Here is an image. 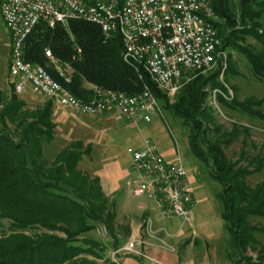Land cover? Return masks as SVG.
Listing matches in <instances>:
<instances>
[{
    "label": "rangeland",
    "instance_id": "rangeland-1",
    "mask_svg": "<svg viewBox=\"0 0 264 264\" xmlns=\"http://www.w3.org/2000/svg\"><path fill=\"white\" fill-rule=\"evenodd\" d=\"M226 2L237 25L222 26L221 53L209 67L191 74V80L198 79L205 94L202 110L196 113L204 122L203 137L198 136L197 142L204 156L211 159L210 163L194 154L189 142L191 127L174 113L181 91L160 100L159 111L150 122L129 121L115 107L94 115L53 103L52 120L56 128L54 138L44 141L43 160L50 166L60 151L78 148L81 151L78 169L99 178L109 208L115 213L111 222L115 237L110 235L106 223H95L94 229L83 233L78 243H82L81 238H91L98 245L83 243L88 249L76 260L84 258L96 264L110 260L121 264H233V249L228 245L229 235L222 216L223 204L218 197L222 185L211 174L216 168L207 143H220L227 159L237 163L236 169L252 172L245 179L251 187L264 181V168L258 171L259 163H254L261 158L264 166V76L255 72L249 60L250 56H260L264 62V44L256 36L258 33L264 38V16L253 19V10L263 11L264 0H247L249 5L245 4L244 8V0ZM244 9L249 12L246 16ZM10 58V33L0 11V110L13 96L25 103L26 110L43 107L51 99L34 92L31 86H25L23 92L16 91V79L9 73ZM65 70L68 72L70 68L67 66ZM146 138L166 161L181 160L196 201L191 221L167 216L155 202L131 193L132 150L141 147ZM141 203L145 210L140 209ZM250 221L258 228L247 257L258 261L259 254L264 255V217H252ZM130 223L134 229L143 223L140 237L133 240H141L140 250L145 257L113 255L130 241L125 242L130 237ZM3 224L5 232L10 233L7 222ZM44 231L33 228L25 233ZM56 233L65 237L61 231Z\"/></svg>",
    "mask_w": 264,
    "mask_h": 264
},
{
    "label": "trees",
    "instance_id": "trees-1",
    "mask_svg": "<svg viewBox=\"0 0 264 264\" xmlns=\"http://www.w3.org/2000/svg\"><path fill=\"white\" fill-rule=\"evenodd\" d=\"M213 3L215 25L222 39V26L235 27L237 20L226 0H213ZM245 4L249 5L247 0L243 8ZM243 12L244 16L249 13L245 9ZM253 12V19L264 16V9ZM256 36L264 44L263 36L258 33ZM46 49L64 70L67 66L72 70L69 82L59 75ZM23 56L25 61L46 68L83 100L92 98L91 85L131 96L148 87L159 101L167 97L148 72L124 59L119 33L106 39L100 25L86 20L72 19L54 27L38 23L24 41ZM249 60L255 72L264 76L263 59L250 56ZM194 80L179 90L174 113L191 127L189 142L194 154L210 163L211 159L204 156L197 142L198 136L203 137L204 122L196 113L202 110L205 94L199 80ZM4 106L0 110V264H96L84 258L76 259L87 251L84 244L98 245L91 238H81L82 243H78L83 233L94 229L95 223H106L110 235L115 237L111 224L115 213L109 208L99 178L78 169L81 151L75 147L60 151L50 166L43 160L44 141L54 138L56 128L52 100L30 111L13 96ZM207 146L216 168L211 174L222 185L218 197L223 204L222 216L229 235L228 245L233 249V264H264L263 254H259L258 261L247 257L258 228L250 220L264 217V181L251 187L245 179L252 172L236 169L237 163L227 159L220 143H207ZM255 162L259 163L258 171L264 168L263 159L257 158ZM4 221L10 233L5 232ZM33 228L46 231L25 233ZM106 264L121 263L110 260Z\"/></svg>",
    "mask_w": 264,
    "mask_h": 264
},
{
    "label": "built area",
    "instance_id": "built-area-1",
    "mask_svg": "<svg viewBox=\"0 0 264 264\" xmlns=\"http://www.w3.org/2000/svg\"><path fill=\"white\" fill-rule=\"evenodd\" d=\"M0 11L10 33L9 73L16 79V91L23 92L29 85L58 107L87 114L96 115L115 107L129 121L150 122L159 111V100L148 87L131 96L97 85H91V99L76 97L46 68L25 61L24 41L38 23L54 27L82 19L100 25L106 39L119 33L124 59L148 72L170 96L191 80L194 71L209 67L221 53L213 0H0ZM46 54L59 75L69 82L72 70H64L49 49ZM132 154L133 196L155 202L167 216L191 221L196 201L181 160L166 161L148 138ZM141 244V240L132 239L113 255L145 257Z\"/></svg>",
    "mask_w": 264,
    "mask_h": 264
},
{
    "label": "crops",
    "instance_id": "crops-1",
    "mask_svg": "<svg viewBox=\"0 0 264 264\" xmlns=\"http://www.w3.org/2000/svg\"><path fill=\"white\" fill-rule=\"evenodd\" d=\"M10 62V61H9ZM54 103V102H53ZM147 200V199H146ZM148 201H150V200H148ZM139 207H140V209H143V210H145L146 209V207H145V205H144V203H141V204H139ZM162 210V209H161ZM146 212V211H145ZM149 215V214H148ZM145 221V220H144ZM149 221H150V223H149ZM145 223V222H144ZM148 223L150 224V227L152 228V220H151V217H150V215H149V217H148ZM142 225H143V223H140L135 229H134V227H133V225H132V223H130V229H129V234H130V237H127V239H126V241L125 242H127L128 240H132V239H135V238H139L140 237V235H141V227H142ZM132 237V238H131ZM139 240V239H138Z\"/></svg>",
    "mask_w": 264,
    "mask_h": 264
}]
</instances>
